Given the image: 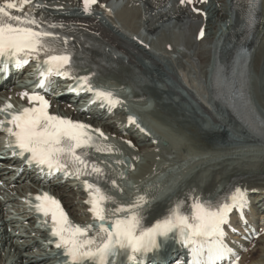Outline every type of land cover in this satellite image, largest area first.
I'll list each match as a JSON object with an SVG mask.
<instances>
[{
	"label": "snow or ice",
	"instance_id": "1",
	"mask_svg": "<svg viewBox=\"0 0 264 264\" xmlns=\"http://www.w3.org/2000/svg\"><path fill=\"white\" fill-rule=\"evenodd\" d=\"M82 3L84 11L91 13L92 6L98 5L99 0H82ZM195 3L196 0H180V4L192 5L193 11L200 13ZM32 5L33 0H0L3 72L8 74L11 65L22 69L35 61L41 90H50L54 77L71 78L75 86L70 92H91L93 103L99 99L109 108L120 104L122 101L112 92L91 83L95 73L83 76L77 73L76 61L68 47L72 38L56 31L64 25L49 24ZM45 7L35 4V9ZM199 35L204 36L203 29ZM21 97L30 101L29 107L16 111L8 103L0 108V111L11 110L10 119L0 120V127L9 125L4 131L10 137L8 147L13 149L12 155L24 158L27 166H38L42 171L46 168L49 174L63 173L65 177L81 179L89 194L86 201L89 211L99 221L98 225L81 226L70 219L59 200L47 192L36 195L35 208L46 223L51 220L50 236L55 238L54 246L61 250L66 264H149V258L157 254L165 242L177 239L191 247L192 264H220L226 257L231 258L232 264H239V254L224 238L230 213L250 206L247 189L236 188L216 202L193 196L190 210L177 201L167 215L149 223L152 209L148 207L147 196L138 195L132 202L125 203L102 186L106 184L121 193L124 191L113 172L97 163L93 155V151L100 154L113 151L112 146L103 144L107 137L101 129L51 114L50 101L40 91H24ZM128 119L129 123L135 122V117ZM49 243L53 241L50 239Z\"/></svg>",
	"mask_w": 264,
	"mask_h": 264
},
{
	"label": "bare ground",
	"instance_id": "2",
	"mask_svg": "<svg viewBox=\"0 0 264 264\" xmlns=\"http://www.w3.org/2000/svg\"><path fill=\"white\" fill-rule=\"evenodd\" d=\"M109 1L110 0H100L98 5L91 8V13H88L81 11L82 5L79 0H43V2L38 3L46 5V7L39 9L38 13L47 16H64L66 18L63 21L69 22L93 34H97L104 43L122 50L125 56L122 58L123 60L117 68L118 71L116 73L106 74V78L111 76V78L121 83L126 81L125 83L130 84H138L140 81H143L144 83L138 85V88L144 95L152 94L156 96L154 104L161 122L170 130L174 131L176 135L186 137L185 131L187 129L194 132L197 125H199L198 118L200 115L194 109H184L173 95L174 91L176 89L180 90L181 87L175 72L173 60H178L181 65H183V58L188 57L191 60L194 71V80L197 82V85L202 87L204 93L211 96L213 87L210 86L211 84L208 81L206 65L209 60L207 58L205 46L207 44L212 45L216 35H224L225 41L222 45L224 48L231 44V42H234L235 48L247 45L249 51L252 52L253 44L256 42L259 43L260 47L255 54L254 60L253 87L256 96L264 107V70H261V60L264 57V13H261L260 17L257 16L258 23L256 29L259 27V30L255 31L253 40L249 43L246 34L240 31L238 25L241 19H248L251 17V14H254L252 8L248 6L247 0H203L202 3L200 0H196L195 5L202 11L199 14H192L187 5L180 4V0H127L129 2L128 5L130 2L144 1L146 3L145 10H140V13L129 10L124 14L117 15V17L111 15L110 11L112 4L109 3ZM119 1L120 0H114L113 3ZM229 10L235 13V19L229 17ZM137 19L140 21L137 22ZM159 20H164L166 22L175 20V24H173L172 28L174 35H176L173 38L167 39V37L160 36L157 38L160 41L156 42V40L150 36V34L154 35L157 32L159 33L158 30L161 28L158 24ZM117 23L120 24L121 28H119ZM202 26L206 28V35L203 39L197 40L198 32ZM142 27H144L145 32L141 31ZM122 28L124 30H122ZM182 40L184 41L183 44H181ZM148 45H154L158 50H161L159 55L157 56L147 51ZM219 45V43L215 44V51L219 49ZM226 53L228 54L226 64L232 67L235 66V62L238 60L235 58L234 54L229 51ZM238 66L243 70L242 68L246 65L244 62H240ZM135 72L141 80L136 79ZM238 72L240 71L238 70ZM167 79L173 86H168L164 83ZM159 82L163 84L160 85ZM232 82L234 83L233 80H231V83ZM234 85L235 83L233 86ZM231 88L232 86L229 89ZM185 89L192 98H195L193 90L189 88ZM241 89L243 90V87ZM231 92H229L228 96H230ZM221 93H224L223 90ZM230 97L232 98V94ZM2 102L3 100L0 98V105ZM201 107L205 113L207 112L210 115L213 124L211 130L209 129L205 133L206 136L212 137L225 134L226 127L228 126L225 120L208 110L206 106L202 105ZM62 109L77 117L84 118L90 123L92 129H101L105 135L107 133L110 136L119 138V140L122 141V145L129 152L130 150H135L138 155L142 154L146 157L151 156L153 160L156 161V155L160 148H162L161 139L141 130H128V119L124 114V110H119L120 122L119 127H117L114 123H111V121L108 122L107 118L113 117V115L107 116L110 113L108 110L94 111L96 113L95 115H81L71 104L61 103L58 107V104L55 102L54 110L58 111ZM185 118L191 120L189 126L184 121ZM132 132H135V134H132ZM188 139L191 140L190 138ZM185 140H187V138ZM247 140L251 141V139L248 138ZM128 141H131L132 144L129 145ZM3 144L4 137L0 135V147H2ZM175 144L179 145V142ZM176 148L179 149L181 147L178 148V146H176ZM163 149H166V147H163L161 150L169 154L168 151ZM166 156L168 155L166 154ZM165 158L171 159L169 157ZM167 161L169 162V160ZM158 162H160V160ZM97 163L104 167L100 160H97ZM165 168L167 167H164V169ZM122 172L121 174L124 173ZM3 173L8 174L9 172ZM20 176L23 177V179L15 183L4 181V187L1 186L3 191L2 197H0V209L4 205V197L6 198L8 195H13L14 197V191H27L29 187L28 179L34 180V176L30 173H22ZM138 177L140 178V176H137V178ZM198 184H194L196 186L191 187L192 189L188 188V190L184 192L179 190L180 195H177L178 200L176 199L174 202H172V194L167 195L162 200H160L162 197L156 200H150L149 197L148 200L150 203L148 207L152 209L148 217L149 223L167 215L169 209L174 206L177 201L183 202L185 204V209L190 210L193 196L201 200L210 197L216 198L226 187H233L232 185L240 186L248 190L253 210L257 211L259 215L252 221V226H245L241 223V219L238 215L235 214L237 224L234 226L235 231H233L240 236V244L236 249L241 255L239 263L264 264V165L262 166L260 164V166L257 167H233L225 174L223 173L218 180L214 178L209 184L205 185L203 189L200 184ZM102 186L105 190L108 187L106 184H102ZM52 187H54V194H60L62 196L68 211L75 221L85 222L88 220L90 215L89 205L85 202L86 196L82 191L81 183L71 181V183H65L63 187ZM65 191L69 192V197H67ZM155 196L157 197L156 194ZM11 198L12 197H10V200H12ZM117 198L119 199V197ZM170 199L171 201H169ZM254 229L260 232L257 241L243 238L245 233ZM18 231H20V229H18ZM16 235L18 236L12 241L10 250L2 256L1 263L8 260L9 264H27L24 261L30 262L31 264H42V259L35 258L38 254L29 255L30 253H34V248L42 250L36 238V231H28L26 233L17 232ZM6 239L7 235L5 234L4 241H7ZM168 251L169 249H167V252ZM171 253L173 254L174 252ZM162 255L165 254H163V252L155 254L153 261L161 259Z\"/></svg>",
	"mask_w": 264,
	"mask_h": 264
},
{
	"label": "rangeland",
	"instance_id": "3",
	"mask_svg": "<svg viewBox=\"0 0 264 264\" xmlns=\"http://www.w3.org/2000/svg\"><path fill=\"white\" fill-rule=\"evenodd\" d=\"M125 1L128 5L129 2L127 0ZM141 4H143V8L141 7ZM129 5V10L137 13H140V10H145L146 7V3L144 1L130 2ZM129 10L127 9V11ZM124 11H126V7H123L121 10V12ZM139 21L140 20L137 19V22ZM257 30H259V27ZM158 31L159 33L152 35V37L158 38L163 36L167 37V39H170L176 35H174L172 27H169V29H160ZM157 40L160 41L159 39ZM156 51L160 52L161 50L159 51L156 49ZM207 58L209 60L210 57L207 55ZM173 63H175V72H177L176 74H178L179 80L182 84L181 89L185 91V88L187 87L194 90V92L203 102V105L206 107H211L209 100L210 96L204 93L202 87L197 85V82L194 80L195 75L191 60L188 57H184L183 65H181L178 60H173ZM240 74L241 73L238 72V70L236 71L235 69L230 70L224 68V70H220L218 77H216L214 81L210 83V86L213 87V89L217 91L218 94H220L223 90V92L226 93L225 95L228 96L229 92L232 91L231 99L236 102L239 110L244 112V116L241 118V121L243 122L242 124L235 118H232V116L222 109L218 104H216L217 110L208 109L219 118L225 120L226 124L228 125L226 127L227 131L225 134L215 135L212 137L206 136L205 133L209 129L211 130L213 124L210 115L207 112L205 113V111L200 108L199 111L203 117L198 118L199 125H197L196 130L193 132L187 129L185 131L186 137L183 136L181 138L179 145H176V142L168 141L167 144L162 146V148L166 147V149L163 150L168 151L169 154L167 152H162V148H160L161 151H158L155 158L156 161H154L151 156L146 157L142 154L138 155L135 150H130V152H127L125 147L122 145V142L118 140L119 138H112L108 145L112 146L113 151H119V153H110L106 159L111 161V165L119 176L118 185L124 189L122 193L119 191L120 201L125 203L132 202L138 195H147V198L150 197V200H156L160 197L163 198V195L165 194L168 195L175 191V195L172 197V202H174V200H178V196L180 195L179 190L183 192L185 190L187 191L188 188L192 189L191 187L196 186L194 184L198 183L203 189L205 185L209 184L214 178L218 180L223 175V173L225 174L233 167H257L260 166V164L262 166L264 165V107L261 105L258 97H255V102L257 103L258 107H261V109L251 110V105L248 102L247 95L241 94V92L243 93L242 89L241 92L236 91V89L243 87V77ZM231 80L234 81V86V83H231ZM244 81L246 82V78H244ZM231 86L232 88L229 89ZM191 100L193 102L198 101L196 98L194 99L192 97ZM200 106L201 104L199 107ZM184 121L189 126V122H191V120L185 118ZM186 138L187 140H185ZM247 138L251 139V141H248ZM117 143H119V145H117ZM175 145L178 146V148L181 147L179 149L182 150L177 149ZM165 153L168 156H166ZM165 157H169L171 159H166ZM124 159H128V162L117 163V161H123ZM159 160L160 162H158ZM167 160H169V162ZM164 167L167 168L164 169ZM121 172L124 175L123 178L121 177ZM137 176H140V178H137ZM1 186L2 184H0V187ZM116 192H118V189ZM155 194L158 198L155 196ZM67 197L69 196L67 195ZM169 201H171V199ZM257 240L258 239H255V241ZM1 260L2 255L0 256V261Z\"/></svg>",
	"mask_w": 264,
	"mask_h": 264
}]
</instances>
